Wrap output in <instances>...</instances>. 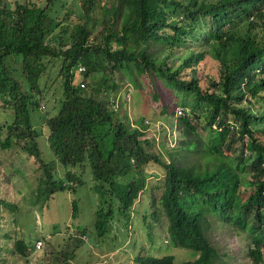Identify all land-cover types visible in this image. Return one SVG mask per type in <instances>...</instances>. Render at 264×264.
I'll list each match as a JSON object with an SVG mask.
<instances>
[{
  "label": "trees",
  "instance_id": "obj_1",
  "mask_svg": "<svg viewBox=\"0 0 264 264\" xmlns=\"http://www.w3.org/2000/svg\"><path fill=\"white\" fill-rule=\"evenodd\" d=\"M80 1L79 18H67L56 8L67 0H26L15 8L0 0V97L8 96L15 112L14 123L0 127L8 134L0 146L9 148L12 134L32 137L28 150L45 165L31 108L39 105L33 100L41 97L44 60L61 59L54 92L63 98L46 124L50 149L63 165L88 158L100 194L113 197L124 216L147 189V167L156 166L164 174L163 192L152 198L142 220L152 219L173 246L192 252L195 259L180 264H221L207 234L210 217L252 236L248 256L264 264V105L258 101L264 92V0H117L106 4V28L93 39L97 0ZM12 56L22 60L25 90L7 65ZM78 68L83 87L74 84ZM118 71L145 77L160 119H174L176 145L163 152L166 157L146 132V124L159 130L162 123L142 117L127 124L104 98L118 90L111 78ZM92 77L98 79L88 88ZM100 136L106 137L104 146ZM45 172L47 195L65 190L66 183ZM96 224L104 236L108 224ZM14 250L25 255L30 248L16 241ZM134 261L175 264L173 255L143 254Z\"/></svg>",
  "mask_w": 264,
  "mask_h": 264
},
{
  "label": "rangeland",
  "instance_id": "obj_2",
  "mask_svg": "<svg viewBox=\"0 0 264 264\" xmlns=\"http://www.w3.org/2000/svg\"><path fill=\"white\" fill-rule=\"evenodd\" d=\"M4 1L15 8L16 2L22 4L26 0ZM32 1L43 4L46 0ZM116 1L97 0L92 13L91 39L98 37L101 29L106 28L101 22L106 4H115ZM56 8L63 15L61 17H78L81 1L67 0ZM110 19L112 21L114 17L111 16ZM111 21L105 24L110 25ZM56 32L57 30L54 34ZM184 54L185 52L177 58ZM44 63L47 72L40 80L41 97L36 95L33 100L38 101L39 105L31 108L34 109L31 112V126L37 134L36 141L38 140L45 165L28 150V142L32 137L21 138L18 134H12L11 146H0V264H136L134 259L143 254L173 255L175 264L194 260L191 251L173 246L164 229L152 222V219H146L147 223L142 220L149 212L152 198L158 200L163 192L164 174L158 167H147V189L136 202L134 212L124 216L119 215L113 197L103 191L100 194V184L91 174L88 158H84L75 166H64L50 149L46 121L54 117L59 109L60 102L57 104V98H63L62 92H54L61 78H58V74L62 62L61 59L48 58ZM7 65L25 90L28 84L22 71V60L12 56L7 59ZM218 67L217 64V70ZM74 78V84L83 79L80 68L75 70ZM111 78H115L119 88L116 92L106 94L104 98L111 100L109 105L115 111L116 117L130 125H135L142 117L151 123L157 122L158 127L162 123L159 130L145 123L146 132L155 141V149L163 156V152L174 150L177 131L171 128L170 123L173 121L175 124V121L170 116L160 119V108L154 101L145 77L118 71ZM97 79L98 77L89 78L86 81L88 88ZM258 101L264 105V92ZM14 120L15 112L9 97H0V127L7 128ZM7 136V132L0 131L2 141H5ZM105 138H98L102 146L105 144ZM46 168L53 172L54 181L61 180L66 183L65 190H53L46 194ZM69 172L75 175L71 179L68 178ZM250 192V189L244 192L245 197L249 196ZM210 219L207 234L222 255L221 264H255L248 256L252 236L214 217ZM112 221L114 222L111 227ZM97 222L108 224L109 228L104 236L98 234ZM148 222L154 225L152 238ZM16 241H23L30 251L25 255L15 251ZM37 243L41 245L40 248Z\"/></svg>",
  "mask_w": 264,
  "mask_h": 264
},
{
  "label": "clouds",
  "instance_id": "obj_3",
  "mask_svg": "<svg viewBox=\"0 0 264 264\" xmlns=\"http://www.w3.org/2000/svg\"><path fill=\"white\" fill-rule=\"evenodd\" d=\"M80 70H81V72H82V68H80ZM78 84H81V86H82V87H83V85L85 86L84 79H82V80H81V82H80V83H78ZM37 245H38L37 247H38V248H40V246H41V245H40V244H38V243H37Z\"/></svg>",
  "mask_w": 264,
  "mask_h": 264
},
{
  "label": "built area",
  "instance_id": "obj_4",
  "mask_svg": "<svg viewBox=\"0 0 264 264\" xmlns=\"http://www.w3.org/2000/svg\"><path fill=\"white\" fill-rule=\"evenodd\" d=\"M84 86V85H83Z\"/></svg>",
  "mask_w": 264,
  "mask_h": 264
}]
</instances>
